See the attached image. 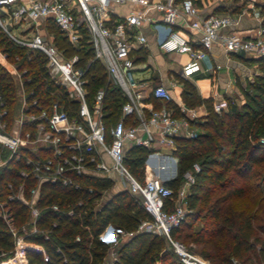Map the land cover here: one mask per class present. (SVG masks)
Returning <instances> with one entry per match:
<instances>
[{
	"label": "built area",
	"instance_id": "obj_1",
	"mask_svg": "<svg viewBox=\"0 0 264 264\" xmlns=\"http://www.w3.org/2000/svg\"><path fill=\"white\" fill-rule=\"evenodd\" d=\"M123 3H130L137 9L111 19L112 7ZM151 9L159 13L158 18L148 13ZM47 20L56 25L73 47H77L84 31L94 59L104 64L107 81L115 85L125 99L120 106V117L109 128L103 121L105 87L93 93L88 91L83 77L88 66L75 67V56L64 58L61 55L46 32ZM143 24L151 27L161 52L186 54L189 58L186 67L203 58L213 45L225 53L264 57V27L259 26L252 35L238 34L234 30V16L201 15L193 0H0V30L15 44L45 54L48 77L61 89L68 103L74 104V108L66 109L55 99L44 108L35 98L27 99L21 78L25 71L18 72L14 66H6L5 54L0 52V66L16 81L18 101L10 125L5 121L8 112L0 95V148L7 152L6 157L0 155V168L9 160L21 162L23 168L18 170L19 176L23 179L32 176L37 182L28 190L29 203L23 201L32 217L34 231L38 209L32 205L41 184L59 183L78 188L73 176H96L112 182L121 178L126 184L124 190L138 198L150 220L141 221L135 232L107 225L98 235L107 246L100 264H115L120 238L130 239L140 232L162 236L181 264H211L170 237V230L177 227L188 212L186 198L199 167L194 163L190 170L183 172L176 199L172 198L173 190L163 182L174 179L175 140L195 138L194 125L199 121L183 115L174 116L167 107L171 98L168 89L161 83L153 85L137 76L134 51L147 45L146 37L138 31ZM132 29L137 31L133 33ZM149 97L160 101L161 106L152 108L145 102ZM222 107L225 104L219 103L213 110L219 112ZM126 117L132 118L130 123L125 122ZM258 142H264V136ZM155 145L164 152L155 150ZM136 146L151 150L144 163L142 181L135 179L123 163L126 150ZM159 173L167 174L166 178ZM6 186L12 188L10 183ZM166 200L172 202L170 209L165 206ZM51 208L57 209L55 205ZM0 218L13 236L12 251L18 261L12 264H27L24 251L41 248L16 237L2 203ZM27 245L30 248L25 247Z\"/></svg>",
	"mask_w": 264,
	"mask_h": 264
},
{
	"label": "trees",
	"instance_id": "obj_2",
	"mask_svg": "<svg viewBox=\"0 0 264 264\" xmlns=\"http://www.w3.org/2000/svg\"><path fill=\"white\" fill-rule=\"evenodd\" d=\"M193 1L200 5L199 0ZM221 9L216 8L215 12ZM260 25L264 27V19ZM45 28L64 58L76 57L73 66H88L83 77L90 93L105 87L103 121L108 128L119 116L125 99L119 89L107 81L104 64L94 59L86 34L82 31V39L73 47L52 21L47 20ZM0 36L5 40L0 48L5 59L12 62L18 72L25 71L21 78L27 99L35 98L44 108L58 99L66 109L74 108L48 77L45 54L15 44L1 30ZM1 43L0 40V46ZM250 61L258 65L262 74L254 76L252 83L246 82L247 89L239 88L244 99L242 105L227 102L225 109L219 112L213 110L211 98L202 99L192 83L178 78L183 105L194 108L203 104L206 114L194 125L195 138L175 140L173 154L178 175L190 170L194 163L199 171L186 198L188 212L178 226L170 230V237L182 244L189 240L202 245L198 255L211 264H264V142H258L264 136V57H253ZM0 95L8 112L5 121L9 123L17 107L16 83L2 66ZM167 107L174 116H182L173 102H168ZM3 151L2 156L6 157L7 152ZM149 152L142 146L125 152L124 166L138 181L143 179ZM22 168L21 162L13 160L0 168V203L8 213L11 227L17 229V235L41 248L24 251L27 264H100L107 246L98 235L107 225L135 232L141 221L150 220L138 198L126 190L103 198V193L112 187L110 179L83 175L72 177L78 188L59 183L41 184L35 204L38 209L35 232H31L29 226L21 231L20 226L25 225L28 218V207L14 197L9 200L8 196L11 190L15 192V183L21 182L23 196L29 198L28 190L35 181L32 176L20 177L18 170ZM179 180L180 177L163 185L173 190ZM8 182L11 186L14 184L12 189L6 186ZM165 203L170 209L172 202L166 200ZM53 205L56 210L51 208ZM197 220L201 222L199 228L182 235L183 229L190 230L192 221ZM12 249V233L0 218V253L11 254ZM117 251L115 264H153L155 260L162 264H181L166 240L150 233H135L119 244Z\"/></svg>",
	"mask_w": 264,
	"mask_h": 264
},
{
	"label": "crops",
	"instance_id": "obj_3",
	"mask_svg": "<svg viewBox=\"0 0 264 264\" xmlns=\"http://www.w3.org/2000/svg\"><path fill=\"white\" fill-rule=\"evenodd\" d=\"M149 1L163 2L164 0ZM199 2L200 5L195 4L198 6L201 15L225 12L234 16L236 18L234 30L244 36L254 34L264 19L258 13L259 8H262L264 4H260L256 0H247V4L244 7L242 4H237V2L229 3L226 0H211V2L199 0ZM219 7L222 8V11L215 12V9ZM136 9L130 3L113 6L111 19L115 20L119 16L128 14ZM138 9L140 10L141 8ZM147 11L152 17H159V13L155 10L151 9ZM131 31L134 33L137 30L132 29ZM138 31L146 37L147 45L134 51V60L138 59L134 62V66L139 70L137 76L151 81L153 85L157 83L163 84L169 91L170 102H173L182 110L183 116L189 119H198L200 122L202 117L205 116L206 110L203 104L194 108H186L183 105L180 99L181 84L178 78L192 83L202 99L211 98L213 100L212 106L224 103L230 95H235L234 101L232 100L231 102L236 106L244 103L239 88H243V80L249 78L252 69H254L255 63L250 61L253 57L243 53L242 56H238L237 53H225L221 48L213 45L205 52L203 58L193 62L190 67H186L185 64L189 60L186 54H178L176 52L163 53L157 48L155 34L149 25L143 24L138 28ZM139 54L142 56L139 57ZM4 64L11 66L7 60L4 61ZM153 100L157 104L156 108L153 106ZM145 102L150 103L154 109L161 106L160 101L152 97L146 99ZM222 109H225V107H222ZM119 117L120 113L117 119ZM131 120L132 118H125L126 123H130ZM154 149L164 152L158 145H155ZM159 174L162 178H166L167 176L165 173ZM117 191L120 190H116L115 192Z\"/></svg>",
	"mask_w": 264,
	"mask_h": 264
},
{
	"label": "rangeland",
	"instance_id": "obj_4",
	"mask_svg": "<svg viewBox=\"0 0 264 264\" xmlns=\"http://www.w3.org/2000/svg\"><path fill=\"white\" fill-rule=\"evenodd\" d=\"M209 2H211V0H208ZM227 2H229V3H231V2H237V4H242L243 5V7L247 4V0H226ZM258 3H260V4H264V0H256ZM258 13H259V16H263L264 17V7H262V8H259V10H258ZM227 13H220V14H218V15H226ZM13 32L14 33H17V29L16 28H13ZM7 36V35H6ZM8 37V36H7ZM9 38V37H8ZM0 40L2 41V43H1V46H0V48L3 46V44H4V42H5V40L0 36ZM1 52V51H0ZM171 53H173V52H171ZM10 65L11 66H13V63L12 62H10ZM258 65L257 64H255V66H254V69H252V73L250 74V76H249V78H247V79H244L243 80V82H242V86H243V88L242 89H247V85H246V82H248V83H252L253 82V79H254V76H260L261 74H262V71L261 70H259V68L257 67ZM254 70V71H253ZM16 82V81H15ZM113 85V84H112ZM115 86V85H114ZM240 93H241V91H240ZM234 96L235 95H230L229 96V98H227V100L224 102L225 104L228 102V103H231V101L234 99ZM231 100V101H230ZM234 101V100H233ZM237 103V102H236ZM238 104V103H237ZM17 107H18V101H17ZM17 107H16V109H17ZM119 113H120V110H119ZM15 117V113L13 114V117L12 118H14ZM117 119V118H116ZM115 119V120H116ZM115 120H112L111 121V124L109 123V125H108V128L114 123V121ZM13 121L11 120L10 122H9V124L10 123H12ZM11 125V124H10ZM9 125V126H10ZM195 127V126H194ZM197 131V130H196ZM3 150L0 148V155L2 156V155H4L3 154ZM3 157V156H2ZM193 165V164H192ZM191 168H192V166H191ZM175 170V174L173 175V178L174 179H176V178H178V177H180V180H179V182H178V184H177V186L173 189V197L172 198H174V196H175V193H176V191L178 192L179 190V185H180V183H182V175L181 176H179L178 175V173H177V167H176V169H174ZM9 183V182H8ZM37 185V182H35L34 183V185L33 186H31V188L32 187H34V186H36ZM13 186H14V184H13ZM13 186H11L12 188H13ZM124 186H126V184H125V182L121 179V178H115L114 179V181L112 182V187H111V189L110 190H108V191H106V192H104L103 193V198H107V197H109L110 195H112L116 190H124ZM15 188H16V190H15V192L14 193H12V190H11V192L9 193V196H13L15 199H17V200H19L21 203H23V201H25V202H27V203H29V201L31 200V196H30V194H29V198H25L22 194H23V184L21 183V182H17V183H15V186H14ZM11 188V189H12ZM10 189V188H9ZM175 199H176V196H175ZM35 204H36V200H35V202H34V204L32 205V206H35ZM31 220V221H30ZM33 221H32V217L28 214V218H27V220H26V224L25 225H23V226H20L21 228H20V230L21 231H24L25 229H24V227L25 226H29L30 227V229H31V232H35L33 229H32V226H31V223H32ZM200 224H201V222H200V220H197V221H192V227H191V229L190 230H187V229H183V231H182V235H184L185 233H188V232H191V231H193V230H196V229H198L199 228V226H200ZM11 230H12V232H14L15 233V235H16V237L17 238H22V236L21 235H17V229H15V228H11ZM128 239H126V237H121L120 238V244L121 243H124V242H126ZM175 241H177V240H175ZM181 241V240H180ZM25 242V241H24ZM167 242V241H166ZM179 242V241H178ZM181 243V242H180ZM183 246L187 249V250H190V252L191 253H193V254H195V255H197V256H199L198 254H199V252L202 250V248H203V246L202 245H200V244H195V243H192V242H189V240H186V241H183ZM167 244H168V246L170 247V245H169V243L167 242ZM182 244V243H181ZM25 247H28V248H30V246H25ZM167 248V247H166ZM167 250V252H170L169 251V249L167 248L166 249ZM171 250H172V248H171ZM200 257V256H199ZM13 258V260H11ZM203 259V258H202ZM9 260H11L10 262H8ZM205 260V259H204ZM18 260L15 258V256H14V254H13V251L11 252V254L10 253H8V254H4V253H0V264H12V262H17ZM153 264H162L161 262H159L158 260H155V262L153 263ZM233 264H236L235 262L233 263Z\"/></svg>",
	"mask_w": 264,
	"mask_h": 264
},
{
	"label": "water",
	"instance_id": "obj_5",
	"mask_svg": "<svg viewBox=\"0 0 264 264\" xmlns=\"http://www.w3.org/2000/svg\"><path fill=\"white\" fill-rule=\"evenodd\" d=\"M237 55H238V56H242V53H241V52H239V53H237Z\"/></svg>",
	"mask_w": 264,
	"mask_h": 264
}]
</instances>
